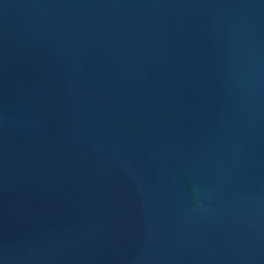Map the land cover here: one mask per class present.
I'll use <instances>...</instances> for the list:
<instances>
[{
  "label": "water",
  "instance_id": "water-1",
  "mask_svg": "<svg viewBox=\"0 0 264 264\" xmlns=\"http://www.w3.org/2000/svg\"><path fill=\"white\" fill-rule=\"evenodd\" d=\"M0 264H264V0H0Z\"/></svg>",
  "mask_w": 264,
  "mask_h": 264
}]
</instances>
